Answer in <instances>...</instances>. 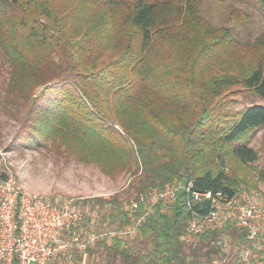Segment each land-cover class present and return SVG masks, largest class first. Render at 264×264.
<instances>
[{
    "label": "trees",
    "instance_id": "1",
    "mask_svg": "<svg viewBox=\"0 0 264 264\" xmlns=\"http://www.w3.org/2000/svg\"><path fill=\"white\" fill-rule=\"evenodd\" d=\"M203 2L0 0V68L8 75L0 114L19 124L14 143L54 146L111 178L137 175L134 200L176 182L235 195L247 183L239 170L260 157L250 143L264 129V105L229 107L238 93L264 100V33L240 43L205 21ZM249 2L258 9V0ZM175 196L146 215L145 203L133 212L144 216L136 236L148 251L113 235L98 242L94 264H203L224 238L248 240L227 224L189 244V220L211 204L189 206L182 188ZM83 203L106 209L102 221L116 229L131 223L119 195Z\"/></svg>",
    "mask_w": 264,
    "mask_h": 264
},
{
    "label": "rangeland",
    "instance_id": "2",
    "mask_svg": "<svg viewBox=\"0 0 264 264\" xmlns=\"http://www.w3.org/2000/svg\"><path fill=\"white\" fill-rule=\"evenodd\" d=\"M244 1L246 0H204L201 14L212 28H228L237 41L244 45H253L256 38L264 33V8L262 9L260 0H258V9L253 7L249 0ZM238 12H242L243 15ZM236 19L239 21L235 22ZM7 79V67L1 66L0 88L5 86ZM233 99L238 102L231 104L229 108L234 110H241L254 101L264 105V100L246 96L244 93L236 94ZM18 127L17 120L11 115L5 112L0 114V173L13 178L31 193L59 202L72 201L89 212H95L98 216L95 231L99 234L109 233V236L99 238L95 244L90 246L92 254L88 251L80 254L83 259L78 262L74 261L73 264L98 263L102 252L98 242L104 240L109 242L113 235L129 240L138 250L148 251L149 245L141 242L136 236V228L140 226L137 221L141 216H134L128 204L129 201L135 199L137 175L123 173L111 178L105 175L97 164L80 162L54 146L29 147L15 144L13 137ZM250 146L259 152L260 157L256 162L239 170L240 176L245 178L247 183H240L236 194L244 190L249 192L255 200L262 201L264 200V181L260 180L258 175L264 168V129L254 136ZM225 168L230 172L228 166ZM169 186L171 185H166L164 189ZM176 186H181V184L177 183ZM115 195H119V200L131 219V223L121 230L110 225L108 219L104 220L105 222L102 221L106 209L83 203L95 197L109 200ZM124 230L134 232L122 234ZM197 240L198 237H193L188 243H195ZM263 246L264 233L255 240L248 238L245 243L241 244L224 238L221 243V252L213 254L211 261L204 260L203 264H259L258 257Z\"/></svg>",
    "mask_w": 264,
    "mask_h": 264
},
{
    "label": "built area",
    "instance_id": "3",
    "mask_svg": "<svg viewBox=\"0 0 264 264\" xmlns=\"http://www.w3.org/2000/svg\"><path fill=\"white\" fill-rule=\"evenodd\" d=\"M152 189L130 204V210L145 206V215L157 202H171L179 188L186 190L187 201H210V210L189 220L184 238L188 241L227 224L247 232L255 240L264 233V200L257 201L249 192L233 196L223 192H201L192 182L185 186ZM144 216L137 221L138 225ZM98 216L72 201H54L29 192L13 178L0 177V264H73L75 253H84L99 238L109 233H97ZM137 229V228H136ZM133 230H124L129 234ZM258 257L264 264V246Z\"/></svg>",
    "mask_w": 264,
    "mask_h": 264
},
{
    "label": "crops",
    "instance_id": "4",
    "mask_svg": "<svg viewBox=\"0 0 264 264\" xmlns=\"http://www.w3.org/2000/svg\"><path fill=\"white\" fill-rule=\"evenodd\" d=\"M85 253V252H84ZM84 253H79V254H84ZM74 263V262H73Z\"/></svg>",
    "mask_w": 264,
    "mask_h": 264
}]
</instances>
